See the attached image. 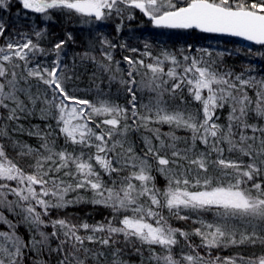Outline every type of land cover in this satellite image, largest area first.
<instances>
[{
  "label": "snow or ice",
  "instance_id": "1",
  "mask_svg": "<svg viewBox=\"0 0 264 264\" xmlns=\"http://www.w3.org/2000/svg\"><path fill=\"white\" fill-rule=\"evenodd\" d=\"M18 3L26 10L25 19L29 12L38 14L40 24L60 14L95 26L93 47L101 46L108 63L89 52L81 60H91L105 72L113 71V55L106 49L126 45L110 41L99 26L119 17V33L124 18L135 19L137 10L157 29L237 37L264 47V0ZM11 7L10 0H0V14ZM33 35L38 41L46 29L38 24L31 34H9L0 19V122L24 132L19 122L37 113L41 120L55 121V128L45 125L47 131L38 126L28 130L40 140L36 148L12 139L0 127V137L11 141L19 157L30 160L26 169L0 143V264H26L29 253L35 256L32 264H47L45 254L59 257L58 264H101L109 254L110 264H127L123 256L129 249L141 256V264L145 249L150 264H264V76H253L251 66L238 73L223 67L225 52L216 53L219 62L208 48L192 45L187 50L162 49L153 56L146 43L142 55L149 62L124 57L129 67L118 83L128 103L107 98L93 102L69 87L74 77L65 71L61 56L67 41L46 50ZM67 35L71 40V33ZM247 54L259 53L248 48ZM48 55L55 57L51 66L38 58ZM115 80L113 74L110 81ZM138 92L149 94L147 103L138 99ZM177 98L179 104L170 107ZM225 109L226 123H221ZM162 125L170 131L161 132ZM141 129L151 133L143 137V155L129 140ZM178 130L188 135L180 137ZM60 137L64 145L58 147ZM153 160L166 181L163 188L152 174ZM80 190L92 193L90 201ZM70 193L77 195L70 199ZM81 202L108 208L112 216L94 225L53 216L54 210L59 213ZM173 218L198 226L188 232L174 227ZM21 226L27 238L20 234ZM192 235L200 238L199 245L191 242ZM178 237L191 252L174 253ZM239 246H259L260 253L213 255V250ZM198 249L207 250L206 255Z\"/></svg>",
  "mask_w": 264,
  "mask_h": 264
},
{
  "label": "trees",
  "instance_id": "2",
  "mask_svg": "<svg viewBox=\"0 0 264 264\" xmlns=\"http://www.w3.org/2000/svg\"><path fill=\"white\" fill-rule=\"evenodd\" d=\"M12 7L11 10H5L2 14H0V19L8 25L9 34H14L17 30L28 32L31 34L32 28L34 29L38 24L43 28V24L39 23L38 15L33 13H28V18L22 22L14 21L15 14L20 12L22 7L19 5L18 0H10ZM119 20V21H116ZM119 17H113L112 20L105 22L103 25L99 26V32L106 36L113 43L120 45L124 44L126 47L120 48L117 47L115 49H106L107 51H111L113 55L112 61V72H105L101 70L97 64H94L91 60H81V56L85 52H89L90 55H93L97 58V61L107 64L108 61L104 60L101 55V46L98 43H95V47H93V43L97 40V30L96 27L90 29V26L87 24H82L80 19L77 17H73L71 20L67 19L63 15L56 14L51 21L45 22L46 36L39 39L33 35L32 38L34 41L40 43V45L48 50L51 49L52 46L59 42L60 40L67 41L66 46L61 53L62 61L64 65H67L65 71L74 77L72 81L69 82V87L75 90V94L86 98L88 100L96 102L98 99L107 98L112 100L113 102L126 105L128 103V96L121 88L118 80L121 75H125L128 70V64L124 60L125 56H129L132 59H141L143 52L145 51V44H149V51L152 54L157 55L161 52L162 49H167L169 51L179 50L181 48L187 49L189 45H192L194 48L197 45L209 44L213 42H217L220 45H236L239 44L240 41L234 38L219 36L215 34H204L199 32H184L182 30H167V29H157L154 28L150 21L146 17L143 16L138 10L135 12V19L128 20L126 17L124 18L123 25L121 31L119 33L116 32V24L120 23ZM87 27V28H86ZM92 27V26H91ZM68 33H71L72 39H68ZM4 42L3 38H0V44ZM250 48L259 54L256 56H249L247 54L248 49L242 48V51H239L237 56L224 55L223 57V67L231 68L235 72H241L245 67L251 66L254 70L251 74L254 73L256 77L264 76V47L259 45L250 44ZM137 49L138 51L132 52L130 49ZM143 57V56H142ZM41 61H47L51 63L55 58L53 55L48 56H39ZM116 61H119V72H117V64ZM143 71V70H142ZM115 74L117 76V80L110 81V77ZM78 77V78H77ZM126 78V75H125ZM140 76H137V80H140ZM35 90V89H34ZM102 90V91H101ZM98 93H101L98 95ZM253 95L252 92L249 93ZM185 95H187L185 93ZM138 99H141L143 102L147 103L149 99V94L147 93H137ZM167 99V98H166ZM190 99V98H189ZM179 104V98L176 101H170V107H175ZM193 110L195 108V104L193 102ZM227 109L221 114V123H226ZM24 126L25 131L19 132L14 131L13 129L16 127L15 124H5L0 122V127L6 128L9 135L12 139L17 140L23 144H27L32 146L33 148L39 147L40 140L36 136H29L28 130L34 129L35 127H39L40 129L47 131L45 128L46 124H51L53 128H55V122L53 120L44 121L39 118V114L36 116H30L27 119H22L20 122ZM155 127V126H154ZM161 132L167 133L170 131L168 125L160 126ZM58 131V130H57ZM180 137H186L188 133L178 130L176 133ZM151 136V133L145 132L141 129L139 132L131 133L129 136V140L134 143L136 151L138 154L143 155V152L146 151L144 139L143 137ZM154 143H158L153 140ZM0 143L4 144L6 151L8 154L14 159L18 160L21 166H24L27 169V165L30 162L29 158H21L17 155L18 149H14L11 141L6 137H0ZM64 140L62 137L57 141V146H63ZM178 147L183 149L185 147L183 142L178 144ZM199 149L203 150V145H199ZM71 150V148H69ZM169 157L171 153H168ZM227 156L228 154L225 153ZM247 159L246 157L244 158ZM153 165L152 174L156 177L157 186L163 188L166 181L159 172L155 171L157 167L155 161H151ZM107 179V177H105ZM77 193H70L69 198H74ZM79 195L84 197L86 201H90L92 197V193L90 191L80 190ZM59 214L60 216L69 217L72 222L79 223L86 221L90 225H94L97 222H104L106 218H111L112 213L111 210L105 208L100 205H93L90 202H81L75 204L67 209H64L57 213V211H53V216ZM205 215V214H204ZM207 218V216L205 215ZM172 225L177 228L184 229L188 232H191L193 227L198 225H193L191 221H180L175 218L171 221ZM50 231V229H49ZM21 235L27 238L26 229L21 226L19 229ZM264 234V233H262ZM180 243L175 247L174 253L179 256V251L185 250V252H191L186 246V243L182 237H178ZM190 240L193 244L199 245L200 238L192 235ZM94 247H99L94 246ZM202 255H206L207 250L198 249ZM105 252H109L108 249H104ZM157 251H160L157 249ZM253 251L257 254L260 253V247L257 246L255 249L250 246H239V247H229L222 248L219 250H213V255L220 256H233V255H250ZM150 253L145 249L143 253V264H150L149 261ZM35 259L34 254L29 253V259L26 261V264H32V260ZM42 259L47 261V264H58L59 257L55 254L51 256L45 254ZM123 259L127 261V264H141V256L134 254L132 249L128 250V253L123 256ZM111 256L110 254L107 258L101 262V264H110ZM89 264H92L90 261Z\"/></svg>",
  "mask_w": 264,
  "mask_h": 264
},
{
  "label": "rangeland",
  "instance_id": "3",
  "mask_svg": "<svg viewBox=\"0 0 264 264\" xmlns=\"http://www.w3.org/2000/svg\"><path fill=\"white\" fill-rule=\"evenodd\" d=\"M25 11L26 10H21L20 12H17L16 14H15V18H14V21H16V22H22V21H24L25 20V18H24V16H25ZM18 13H19V15H18ZM28 14V13H27ZM38 15V14H37ZM28 16V15H27ZM116 21H119V20H117L116 19ZM45 27V24L43 23V28ZM36 28V27H35ZM42 28V27H41ZM87 28V27H86ZM91 28H93V26L91 27L90 26V29ZM33 29V28H32ZM251 46H250V44H248V43H245V42H242V41H240V43L239 44H236V45H234V44H232V45H220L219 43H217V42H213V43H209V44H203V45H197V46H195L194 47V49H199V48H208L210 51H212V53H213V57L214 58H216L217 60H218V62H219V58L218 57H216V53H218V52H225V55H228L227 53H232V55L231 56H237L238 54H239V51H244V50H242V48H245L246 50L248 49V48H250ZM188 49V48H187ZM186 49V50H187ZM237 49H239V51H237ZM160 53H158L157 55H154L153 54V56H158ZM193 54H195V55H197V56H199V53H193ZM143 56V55H142ZM141 56V59H144L145 60V62L147 63V62H149L148 61V58H146V57H142ZM139 59H140V56H139ZM46 65H48V66H51V63H48L47 61H43ZM253 76H255L254 75V73L252 74ZM260 77V76H259ZM259 77H257V78H259ZM94 102V101H93ZM55 122V121H54ZM220 122H222L221 120H220ZM206 216H207V219H209V220H211L212 219V215L211 214H205ZM181 251H183V252H185V250H181ZM181 251H179V254H181ZM186 253V252H185Z\"/></svg>",
  "mask_w": 264,
  "mask_h": 264
},
{
  "label": "water",
  "instance_id": "4",
  "mask_svg": "<svg viewBox=\"0 0 264 264\" xmlns=\"http://www.w3.org/2000/svg\"><path fill=\"white\" fill-rule=\"evenodd\" d=\"M215 35H218V34H215ZM219 36H221V35H219ZM224 37H228V36H224ZM229 38H234V39H237V40H239V41H242V42H245V43H248V44H254V43H252V42L244 41L243 39H241V38H237V37H229Z\"/></svg>",
  "mask_w": 264,
  "mask_h": 264
}]
</instances>
